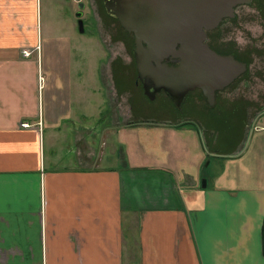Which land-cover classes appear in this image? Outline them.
I'll use <instances>...</instances> for the list:
<instances>
[{
	"label": "crops",
	"instance_id": "0c3cea01",
	"mask_svg": "<svg viewBox=\"0 0 264 264\" xmlns=\"http://www.w3.org/2000/svg\"><path fill=\"white\" fill-rule=\"evenodd\" d=\"M47 1L43 18V0H0V264H264V111L212 140L215 126L190 112L181 124L128 125L170 152L190 146L184 125L199 127L211 151L205 187L173 157L111 166L117 123L102 126L103 79L74 91L71 45L58 40L74 28V0Z\"/></svg>",
	"mask_w": 264,
	"mask_h": 264
},
{
	"label": "rangeland",
	"instance_id": "374dc122",
	"mask_svg": "<svg viewBox=\"0 0 264 264\" xmlns=\"http://www.w3.org/2000/svg\"><path fill=\"white\" fill-rule=\"evenodd\" d=\"M61 1L62 0H59L58 3ZM81 1L85 4L83 9L85 16L83 20V30L85 32L87 31L89 38L81 36L75 16L79 4L74 1V28L71 29L69 35L58 40L61 43L67 42L71 45V60L74 71L70 70V72L74 73V91L75 88H77L76 84L85 80L88 81L90 87L91 85L92 87L95 86L96 90L100 89L102 82L104 89L108 92L106 100H108L109 105H107L108 110L106 112L108 113L110 111L111 118H107V114H105L102 120L105 125L102 126H107V122L111 123L115 121L117 123L115 126L112 125L113 127L107 136L108 138L111 137L112 147L114 145L116 148V145H118L115 152L111 153V166L120 167L122 161L131 160V157L135 158L136 155H141V158L156 161L159 164H165L173 157L176 159L178 167L181 169L184 167L186 171L190 172V174H193L195 177L198 173L201 174L200 184L202 185V181L210 176L212 166L208 165L207 160L202 163L205 154H211V151H208L203 136L204 133L199 130V127L184 125L183 127H185L184 129L187 130V132H183L180 135H184L190 146L179 147L175 145L174 147L172 145L171 152L168 149L169 147L166 146L165 141H163V145L159 147L158 142L152 140L151 135H149V138L143 137L146 135L143 130L147 129V127L137 126L131 129L127 128L128 125L139 124L144 121H151V125L181 124L191 120L189 118V112L191 115H195V113L191 112L194 107L186 103L183 104L181 108H176L165 94L158 95V98L163 97V99L167 101L164 107L160 106L156 108L157 106L155 104L157 103H155V100H147L140 89L133 84L135 65L132 55V38L129 39L127 48H123L116 41L118 36L117 29L121 30L119 26L114 24V27L111 29L104 26L103 20L95 16L98 14L102 15V9H99L95 1ZM246 5L247 4H240L237 6L234 10L235 15L232 18L220 22L214 30L207 32L208 45H210L212 49L216 50L221 55H234L238 61L246 64L245 73L240 76L238 80L236 79L234 81L232 87L234 89L229 92V97H231L232 100L230 99V103L226 106V113L218 115L214 111L200 112V115L204 117V119L202 118L203 121L208 123L209 126H215L213 130L206 129V135L211 140L219 135L225 136L234 122L242 126L245 114H248L246 115L248 122H250V124H255L264 111V11L262 12ZM48 7L52 8L50 2L43 0L41 6L43 18L47 16ZM52 9L54 11V8ZM92 15H94V19L91 17ZM215 31L217 34H215ZM126 35L131 37L128 33H126ZM61 56L65 59V54H54L52 55V59L54 62L60 61ZM59 63L66 64L64 62ZM109 65H111L113 71H111ZM68 69L69 66H63V71ZM117 75L122 79V83L125 82L126 86L121 84L119 88L117 85L114 86V80ZM100 76L103 80H101ZM133 88L138 90V95L133 93ZM224 91L226 92V89ZM195 93L201 97L198 91L190 93L188 97ZM142 98H144L146 102L144 100L142 101ZM134 110L142 113L138 112L135 115ZM233 111H238V113L241 111L240 115L242 121H238L239 114L233 117V119L229 118L230 115L228 114ZM225 116L228 118H225ZM108 117H110L109 113ZM126 129H128V132H126ZM119 130L124 131L119 134L118 143L116 140L118 137L114 134ZM232 130L236 131L234 128L231 129V131ZM104 131L105 130H102V133L99 132L98 135H106ZM195 131L198 133L200 142L195 135ZM238 131L241 130L238 129ZM187 133L192 136L191 141L187 140ZM230 138L235 139L236 137L231 136Z\"/></svg>",
	"mask_w": 264,
	"mask_h": 264
},
{
	"label": "water",
	"instance_id": "95a60500",
	"mask_svg": "<svg viewBox=\"0 0 264 264\" xmlns=\"http://www.w3.org/2000/svg\"><path fill=\"white\" fill-rule=\"evenodd\" d=\"M249 1L104 0V6L134 37L132 54L144 93L152 99L163 91L179 107L188 92L200 89L211 99L216 90L245 71V65L233 56L219 55L209 48L206 33L222 19L232 18L234 7ZM80 15L79 11L76 17ZM78 25L82 32L81 20ZM169 58L178 65H168L165 60Z\"/></svg>",
	"mask_w": 264,
	"mask_h": 264
},
{
	"label": "flooded vegetation",
	"instance_id": "af4514ba",
	"mask_svg": "<svg viewBox=\"0 0 264 264\" xmlns=\"http://www.w3.org/2000/svg\"><path fill=\"white\" fill-rule=\"evenodd\" d=\"M76 3H78L79 5L80 4H83L82 3V1L81 0H74ZM95 1V3L99 6V9L101 10L102 9V15H100V14H98V15H95L96 16V18H98V19H101V20H103V22H104V26H107V27H109V29H111L112 27H114V22L113 21H115V22H118L117 21V19H115V18H113V17H111L107 12H106V9H105V6H104V0H94ZM78 5V6H79ZM84 5L85 4H83V9H84ZM237 6H239V5H237ZM236 6V7H237ZM246 6H248V7H252V8H256V9H258V10H260V11H264V0H250L249 1V3L246 5ZM236 7H234V10H235V8ZM83 9H81V10H79V8H78V10L76 11V14H75V16L77 15V13L80 11L81 12V15L79 16V17H76V20H77V22L79 21V20H81L82 21V27H83V20H84V18H85V16H84V13H83ZM235 12V11H234ZM235 15V14H234ZM93 19H94V15H92L91 16ZM226 19H228V18H224V19H222V21L221 22H223V21H225ZM86 21H87V19H86ZM216 32V31H215ZM126 33L127 32H122L121 30H119V29H117V34H118V36H117V38H119V40L121 41V43L124 45V47L125 48H127V46H128V43H129V39L130 38H132V42H133V48H134V37H133V35L131 34V33H128L131 37H129L128 35H126ZM215 34H217V32L215 33ZM206 35H207V33H206ZM206 43H207V45H208V37H207V39H206ZM209 46V48H211L210 47V45H208ZM212 49V48H211ZM133 50V49H132ZM215 53H217V54H219V55H221L220 53H218L216 50H214V49H212ZM133 55V54H132ZM230 55V54H229ZM231 56H233L234 57V59L235 60H237L236 59V57L234 56V55H231ZM172 60H174V58H169V59H167V60H165V62L168 64V65H170V66H177L178 65V63H174V62H172ZM133 61H134V58H133ZM238 61V60H237ZM238 62H240V63H242V64H244L243 62H241V61H238ZM134 65H135V77H134V82H133V84L138 88V89H140V91H141V93L143 94V96L147 99V100H149V101H156L155 103H157V104H155L157 107L156 108H159L160 106H162V107H164L165 105H166V102L167 101H165L164 99H163V97H159L158 98V95H160V94H165L163 91H160V92H156L155 94H154V97L152 98V99H150L149 97H147V95L144 93V85H143V83L139 80V78H138V74H137V71H136V64H135V61H134ZM245 65V67H246V64H244ZM246 71V70H245ZM245 71L242 73V74H240L236 79L238 80L239 78H240V76H242L244 73H245ZM235 79V80H236ZM234 80V81H235ZM234 81L231 83V84H229L228 86H226V87H224L223 89H221V90H216L215 92H214V95H213V97L211 98V99H209L208 97H206L205 95H204V93L200 90V89H195V90H193V91H190V92H188L187 94H186V96L183 98V100H182V102L180 103V107L183 105V104H188L189 106H191V107H194V109H193V111H191V110H187V111H191V112H193V113H195V114H201L200 112H207V111H214L216 114H218V115H220V114H223V113H226L225 112V109H226V106H227V104H229L230 103V99H231V97H229V92H231V90L232 89H234V88H232L233 87V84H234ZM235 86V85H234ZM134 89V88H133ZM226 89V92L224 91ZM199 92L200 94H201V97L197 94V93H195V94H193L192 96H190V97H188V95L190 94V93H192V92ZM133 93L134 94H136V95H138V90H135L134 89V91H133ZM166 95V94H165ZM166 97H168L167 95H166ZM188 97V98H187ZM169 98V97H168ZM170 99V98H169ZM142 100H144V98H142ZM171 100V99H170ZM232 100V99H231ZM145 101V100H144ZM172 101V100H171ZM146 102V101H145ZM172 103L174 104V106H176L175 105V103L172 101ZM177 107V106H176ZM152 110V109H151ZM241 111H242V108H241ZM241 111L239 112V113H241ZM217 120H218V118H217ZM238 121L240 122V121H242V118H241V116H240V114L238 115ZM237 124H238V126H237ZM232 127L234 128V127H241L240 125H239V123H235L234 122V124L232 125Z\"/></svg>",
	"mask_w": 264,
	"mask_h": 264
},
{
	"label": "built area",
	"instance_id": "2783aa9c",
	"mask_svg": "<svg viewBox=\"0 0 264 264\" xmlns=\"http://www.w3.org/2000/svg\"><path fill=\"white\" fill-rule=\"evenodd\" d=\"M22 53H23L24 56H28V54L25 51H23ZM20 125H21L22 128L29 127V125L27 123H21Z\"/></svg>",
	"mask_w": 264,
	"mask_h": 264
},
{
	"label": "trees",
	"instance_id": "16d2710c",
	"mask_svg": "<svg viewBox=\"0 0 264 264\" xmlns=\"http://www.w3.org/2000/svg\"><path fill=\"white\" fill-rule=\"evenodd\" d=\"M262 242H264V223H263V227H262Z\"/></svg>",
	"mask_w": 264,
	"mask_h": 264
},
{
	"label": "bare ground",
	"instance_id": "6f19581e",
	"mask_svg": "<svg viewBox=\"0 0 264 264\" xmlns=\"http://www.w3.org/2000/svg\"><path fill=\"white\" fill-rule=\"evenodd\" d=\"M246 68V67H245Z\"/></svg>",
	"mask_w": 264,
	"mask_h": 264
}]
</instances>
